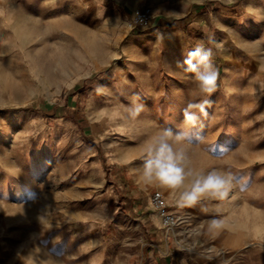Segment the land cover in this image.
I'll return each instance as SVG.
<instances>
[{"label": "rangeland", "instance_id": "obj_1", "mask_svg": "<svg viewBox=\"0 0 264 264\" xmlns=\"http://www.w3.org/2000/svg\"><path fill=\"white\" fill-rule=\"evenodd\" d=\"M145 6L153 20L131 28ZM235 33L240 48L264 57V40L254 38L264 36V0H1L0 171L13 173L8 186L34 188L37 197L51 191L53 214L65 204L68 218L97 219L100 264H162L163 251L213 255L211 246L189 244L181 197L197 175L215 171L228 181L226 194L196 203L236 202L238 221L248 214L257 238L251 257L228 264H264V78L248 62L239 74L219 57ZM198 45L212 50L218 70L211 95L184 63ZM203 101L205 111L191 109L199 119L187 123L183 110ZM165 132L193 173L182 186L144 176ZM137 182L164 194L173 228L150 199L134 211Z\"/></svg>", "mask_w": 264, "mask_h": 264}, {"label": "crops", "instance_id": "obj_2", "mask_svg": "<svg viewBox=\"0 0 264 264\" xmlns=\"http://www.w3.org/2000/svg\"><path fill=\"white\" fill-rule=\"evenodd\" d=\"M158 24L156 26H159ZM262 37L264 36L258 34L254 38L260 43L264 40ZM238 38L237 33L227 37L226 44L219 46L222 47L219 49V57L230 59L239 69L236 70L239 74L240 68L248 66V62L254 69L252 73L258 78H264V57L260 58L258 50L240 48ZM204 153L206 157H210L213 152L205 150ZM11 174L0 171V264H100V222L92 219L86 225L81 223L78 216L68 218L67 205L62 203L60 204L64 207L63 214H53L52 199L49 197L51 191L43 192V197H37L40 193H36L34 188L8 186L12 182L10 180L15 179L13 173ZM136 176L138 178L135 179L139 181L141 175ZM143 186L137 182V185L131 188H139L137 196L131 193L129 200L132 207L134 206V211L136 208H145V201L150 199V194L145 193ZM111 189L112 187L106 189L105 194L112 193ZM61 195L59 194L60 201ZM246 203L248 204L247 199ZM186 206L188 230L191 231L188 236L189 244L194 247L202 246V250L211 246L213 255L209 258L205 254H193L188 257L182 252H177L172 257L169 251H161L163 256L157 259L160 263L228 264L229 259L251 257L247 253L254 248L257 238L253 235L252 221L247 213L244 212L247 215L242 222L238 221L236 202L226 199L187 203ZM151 215L154 224H159L157 216L154 217L152 212ZM244 219L248 220L245 222ZM213 220L221 221L222 226L209 230V224Z\"/></svg>", "mask_w": 264, "mask_h": 264}, {"label": "clouds", "instance_id": "obj_3", "mask_svg": "<svg viewBox=\"0 0 264 264\" xmlns=\"http://www.w3.org/2000/svg\"><path fill=\"white\" fill-rule=\"evenodd\" d=\"M212 50L202 45L195 47V50L188 53V58L184 61L187 70L195 74L200 91L211 95L216 90V81L218 70L212 62ZM195 61V63H193ZM207 101L199 104L189 103L183 110L184 120L187 123L195 124L199 119L196 112L191 109L198 108L204 112V105ZM139 108V107H138ZM137 111V109H136ZM170 132H165L154 150H150V159L145 165L144 176L149 181H157L163 186H182L186 177L192 176V172H185L178 161L183 157L177 155L173 148L166 142L165 137L170 136ZM228 181L217 172L213 171L207 175H197L190 191H185L181 199L190 204H194L203 194L211 193L212 195L224 196L226 193L221 191L225 189ZM222 226L221 221L213 220L209 224V230L217 229Z\"/></svg>", "mask_w": 264, "mask_h": 264}, {"label": "built area", "instance_id": "obj_4", "mask_svg": "<svg viewBox=\"0 0 264 264\" xmlns=\"http://www.w3.org/2000/svg\"><path fill=\"white\" fill-rule=\"evenodd\" d=\"M153 18L154 15L150 6L136 9L132 14L130 26L131 28L148 26ZM150 202L162 223L166 227L173 228L177 223V216L168 209L164 194L159 190L152 192L150 195Z\"/></svg>", "mask_w": 264, "mask_h": 264}, {"label": "trees", "instance_id": "obj_5", "mask_svg": "<svg viewBox=\"0 0 264 264\" xmlns=\"http://www.w3.org/2000/svg\"><path fill=\"white\" fill-rule=\"evenodd\" d=\"M47 109L54 110L55 107L54 106H50V108H47Z\"/></svg>", "mask_w": 264, "mask_h": 264}]
</instances>
